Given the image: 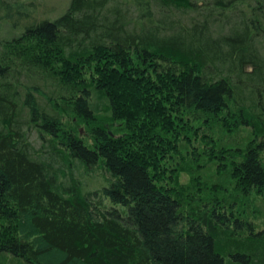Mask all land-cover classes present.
<instances>
[{
  "label": "trees",
  "instance_id": "1",
  "mask_svg": "<svg viewBox=\"0 0 264 264\" xmlns=\"http://www.w3.org/2000/svg\"><path fill=\"white\" fill-rule=\"evenodd\" d=\"M1 2L0 264H264V0Z\"/></svg>",
  "mask_w": 264,
  "mask_h": 264
},
{
  "label": "rangeland",
  "instance_id": "2",
  "mask_svg": "<svg viewBox=\"0 0 264 264\" xmlns=\"http://www.w3.org/2000/svg\"><path fill=\"white\" fill-rule=\"evenodd\" d=\"M1 1L2 0H0V17H2L1 15L5 14V13H7V15L10 16L9 13L12 11V13H13V15L11 13L12 19H15V20L18 18H20L21 20L27 19L26 15L24 13L19 14V13L14 12V9H8L6 6L2 5ZM20 1L25 2V3L28 1H31L34 6L32 5V7L31 6L27 7L28 9L25 8L24 11L26 14H31V15L36 16V17L41 16V15L54 17L57 14H59L65 8V6L67 5V2H68V0H20ZM7 15L3 18H0V30H1L2 36H11L12 32L18 31L17 29L12 31V29H10L8 27L10 17H8ZM81 130H82V128H81ZM202 138H203L202 140L204 142L210 141L208 137H202ZM197 145H200V143L198 142ZM200 147H201V145H200ZM181 149H182L183 153H185V155L181 154L180 151L178 153L174 152V154H175L173 156L174 158L169 160V161H166L167 167H169V168L173 167L174 168V167H177L178 163L182 164L181 162L184 161V159H185L183 156H186V153H187V156H189L191 158H193L194 156L200 157L199 153L196 154V152H197L196 147L191 148L189 146V147H187L188 151L187 150L185 151L183 149V146H181L180 150ZM201 149H202V147H201ZM208 168L211 169V167H208ZM187 178H188V175L186 173H182L181 179L183 181H185V180H187ZM207 179H208V176H207ZM261 207H263V206H261ZM263 208H261L259 211L254 213V215L253 214L249 215L250 217L255 219L256 223L258 224V227H264V209Z\"/></svg>",
  "mask_w": 264,
  "mask_h": 264
}]
</instances>
